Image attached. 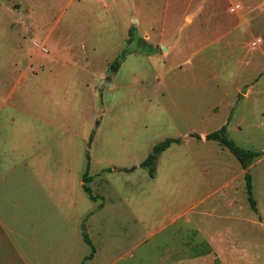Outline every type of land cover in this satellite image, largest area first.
I'll return each instance as SVG.
<instances>
[{
	"label": "rangeland",
	"instance_id": "374dc122",
	"mask_svg": "<svg viewBox=\"0 0 264 264\" xmlns=\"http://www.w3.org/2000/svg\"><path fill=\"white\" fill-rule=\"evenodd\" d=\"M225 121L264 151V0H0V264H264Z\"/></svg>",
	"mask_w": 264,
	"mask_h": 264
},
{
	"label": "trees",
	"instance_id": "16d2710c",
	"mask_svg": "<svg viewBox=\"0 0 264 264\" xmlns=\"http://www.w3.org/2000/svg\"><path fill=\"white\" fill-rule=\"evenodd\" d=\"M125 51L121 52V54L110 64V68L112 71L118 70L121 62L125 58ZM197 139H200L199 135H194ZM206 141H215L224 146L238 161L243 171H247L250 165L257 159L261 158L263 152L258 151H251V150H244L236 146V144L230 140L227 136L226 127L223 126L220 129L216 130L215 132L209 133L205 135ZM179 140L173 139H166L161 143L155 145L152 148L151 153L147 156V158L140 164V167L146 168L150 177H154L155 169H156V161L160 154L168 149L173 143H179ZM135 168L125 169L124 171H132ZM90 178L88 177V170L83 174L82 177V189L89 197L90 200L95 201L97 198L92 194L90 188L88 187V182ZM245 190L247 195V200L249 202L250 207L253 210H256V202L252 196V184H251V177L248 173L245 174ZM84 242L91 246V242L86 234L83 236ZM92 247V246H91Z\"/></svg>",
	"mask_w": 264,
	"mask_h": 264
},
{
	"label": "crops",
	"instance_id": "0c3cea01",
	"mask_svg": "<svg viewBox=\"0 0 264 264\" xmlns=\"http://www.w3.org/2000/svg\"><path fill=\"white\" fill-rule=\"evenodd\" d=\"M228 125H229L228 122L225 121V123H223L222 126H225L226 129H228ZM199 141H206V140H205V137L201 136L200 139H199ZM165 151H166V150H165ZM261 152H263L262 157H264V151H261ZM162 153H163V152H162ZM162 153H161V154H162ZM161 154H160V155H161ZM158 159H159V157H158ZM158 159H157V160H158ZM156 163H157V161H156ZM251 166H252V165H250V167H251ZM248 169H249V168H248Z\"/></svg>",
	"mask_w": 264,
	"mask_h": 264
},
{
	"label": "water",
	"instance_id": "95a60500",
	"mask_svg": "<svg viewBox=\"0 0 264 264\" xmlns=\"http://www.w3.org/2000/svg\"><path fill=\"white\" fill-rule=\"evenodd\" d=\"M105 84H109V80L105 79Z\"/></svg>",
	"mask_w": 264,
	"mask_h": 264
}]
</instances>
